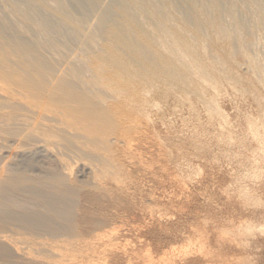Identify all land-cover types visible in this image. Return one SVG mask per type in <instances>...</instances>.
I'll return each instance as SVG.
<instances>
[{
	"label": "rangeland",
	"instance_id": "374dc122",
	"mask_svg": "<svg viewBox=\"0 0 264 264\" xmlns=\"http://www.w3.org/2000/svg\"><path fill=\"white\" fill-rule=\"evenodd\" d=\"M0 1L20 14L0 5L11 66L30 77L18 59L39 44L32 61H69L64 79L112 97L69 105L45 136L0 127V186L30 177L43 196L20 194L30 214L69 212L0 217V264H264V0ZM25 101L1 90L0 117H32ZM42 183L75 193L47 206Z\"/></svg>",
	"mask_w": 264,
	"mask_h": 264
},
{
	"label": "bare ground",
	"instance_id": "6f19581e",
	"mask_svg": "<svg viewBox=\"0 0 264 264\" xmlns=\"http://www.w3.org/2000/svg\"><path fill=\"white\" fill-rule=\"evenodd\" d=\"M22 7L25 9H31L33 5L28 4V2H19ZM19 3H16L18 5ZM93 4H100L97 0L92 1ZM0 5L5 7L9 10V12L12 14L13 18L15 20H20V14L17 10V8L10 9L6 3L0 1ZM15 5V6H16ZM99 7V6H98ZM28 10H26L24 13L27 15ZM28 16V15H27ZM25 17V21L29 24H34L33 21L29 17ZM57 24V23H56ZM3 33L0 31V44L2 43ZM47 38V37H45ZM69 38V37H68ZM225 38L228 40V37L225 35ZM41 41H47L44 39L43 36H41ZM76 41V40H75ZM41 45H34V51L29 52L28 55H26L25 58L18 59V61H21V64L26 67V70L30 74V77H26L22 74V72L17 68L10 65L11 59H9L8 56H6L8 53L6 52H0V68L3 69L5 73V77H2L0 79V91H4L7 94L8 99H17L18 98H24L25 105H23L24 109L28 112H30L32 117H14L12 115H7L6 117H0V127L1 126H17L21 125L25 126L27 129L26 131L32 135H46V131L41 130L40 126H43V121L49 120L47 122L55 121L56 124L64 126L65 123H67L69 117V105H75L79 104L83 109H88L91 107H94L96 105H100L92 96L99 93L105 96L106 98H112L109 96L108 93L104 91L98 84L91 85L88 83V79L84 78H76L72 81L66 80L62 77V75L59 73V65L62 64H71L69 61H60L57 57L53 60L47 59V58H41L40 61H32L31 57L34 56V54H39ZM51 51V53L54 56H57L58 48H51L48 47ZM90 75H92L90 73ZM6 82V84L2 83ZM90 82V81H89ZM74 86L80 87L82 89V93L78 94L73 89ZM29 95H35L38 97H31ZM115 97V96H114ZM27 98V99H26ZM41 104V105H40ZM42 105H46L47 108L42 107ZM18 106V105H17ZM21 107V105L19 106ZM40 108L39 111H36ZM55 110L53 113L51 111ZM36 111V112H35ZM19 116V115H17ZM95 117L93 118H99V123L102 124L107 122L108 126L110 127L111 122L109 121L110 117H99L100 115L95 114ZM102 116V115H101ZM104 116V115H103ZM50 119H49V118ZM106 120V121H105ZM111 128V127H110ZM78 139V138H77ZM95 143L99 145V147L103 149V151L109 149V143H111V140L107 138H99L94 139ZM79 142H86L85 139L79 138ZM92 142V141H90ZM89 142V143H90ZM80 146L81 143H78ZM85 147V146H84ZM87 148H90L87 147ZM98 154H100L102 157H104L107 161H111V156H105L104 153L101 151H98ZM3 167L2 165V158H0V170ZM3 171V170H2ZM26 178H30L27 177ZM24 179V182L19 181L18 178H10L8 182L6 183V186H0V217H4L7 219H14L18 221H25L29 222V224H38L43 223L46 219L51 218L52 215L60 214V215H69V212L62 211V210H52L49 211L48 216L46 219H41L40 217H34L32 214L29 213L27 210L28 202L20 196V194H30L32 196H36V198L43 197L41 196V190L39 187L34 186L33 188L30 187L27 179ZM41 183V182H40ZM48 187L52 188V193L48 194L46 197V203L47 206L49 205L50 201L58 200L61 202H67L68 196L71 194H74L71 189L63 187L64 185H61V189L58 188V186L52 185V183H42ZM53 186V187H52ZM49 201V203H48ZM45 202V201H44ZM13 207H19L20 210L24 212H16L13 211ZM7 241L9 243V240L6 238L4 239V243ZM49 246V249L53 252H56L55 246L51 244H44V246ZM58 257L60 258L62 254ZM28 256V255H27ZM63 257V256H62ZM61 257V258H62ZM71 257V255H68V258ZM58 264H74V260H66L64 259ZM58 262L57 260H53L54 262ZM76 262V261H75ZM47 263V262H46ZM49 264H52L49 262ZM56 264V263H55Z\"/></svg>",
	"mask_w": 264,
	"mask_h": 264
}]
</instances>
